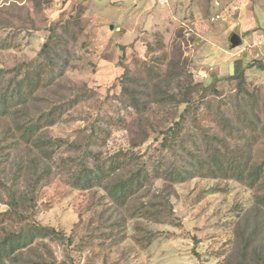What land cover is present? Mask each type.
Masks as SVG:
<instances>
[{
  "label": "rangeland",
  "instance_id": "1",
  "mask_svg": "<svg viewBox=\"0 0 264 264\" xmlns=\"http://www.w3.org/2000/svg\"><path fill=\"white\" fill-rule=\"evenodd\" d=\"M233 33L243 40L236 48ZM30 61L51 66L19 116L0 117V212L16 208L28 216L24 232L59 236L42 231L11 264H227L233 254L254 264L253 245L241 250L243 233L264 221V0H0V93ZM186 107L180 156L162 146V131ZM53 108L59 118L29 145L10 143L16 122ZM198 125L234 134L222 157L248 151L260 182L207 172L154 179L124 205L111 191L133 165L102 186L69 184L63 163L91 149L107 157L141 144L144 166L211 161ZM252 128L257 139H243ZM261 229L254 243L264 257Z\"/></svg>",
  "mask_w": 264,
  "mask_h": 264
},
{
  "label": "trees",
  "instance_id": "2",
  "mask_svg": "<svg viewBox=\"0 0 264 264\" xmlns=\"http://www.w3.org/2000/svg\"><path fill=\"white\" fill-rule=\"evenodd\" d=\"M48 44L44 45L47 48ZM51 66L48 61H40L35 63L30 61L23 65L22 68H17L16 72L6 83V88L0 93V117H15L17 118L18 112L27 107L29 102L35 98L39 90L46 85V72ZM236 77L240 82H244L245 73L241 65L237 64ZM1 76V75H0ZM212 86L210 87V89ZM208 87H205V90ZM187 104H190L187 102ZM188 107L183 110V113L178 119H174L172 123L162 131L161 144L165 149H171L174 154L182 156L180 148L184 149L182 131L185 126V112ZM62 113L60 108H53L48 113H43L32 119H24L16 122L14 127L7 130L8 136L11 138L10 143L14 146L29 145L31 141L38 135L41 128L53 124L56 118H59ZM196 119V118H195ZM234 128L235 125L229 126ZM198 131L201 133L203 139L208 140L212 144V152L215 154L213 160H207L204 157H195L192 164L187 165L185 160L183 162L173 165L163 164L155 166L150 164L144 166L142 164L143 153L140 149H136L141 144L133 145L131 147H123L112 155L103 157L98 155L92 149L88 156H83L80 161L72 157L67 159L63 166L69 176V184L80 188L89 189L93 186H102L106 184L110 178L120 173L122 170L129 166H134V171L130 177H127L118 182L112 189L111 194L119 205H124L132 196L142 191L147 184L154 179H162L168 185L177 182H182L187 178H192L198 174L205 172L213 177H227L243 180V182L250 186L257 185L262 177V167H251L249 161L248 151L242 153V156L236 152L232 157H222V148L227 145L228 137L233 138L234 134L220 135L219 132H211L205 129L204 125L197 126ZM250 135H243V139H257L255 129H251ZM230 134V136H228ZM94 139H100L95 137ZM249 142V141H248ZM92 161V165L89 162ZM25 198L28 195H24ZM264 208V195L258 198V202ZM260 210L264 209L259 205ZM6 224L20 225V231H14ZM28 224V216L21 213L16 208H10L6 211L0 212V264H11L18 255L22 254L23 248H28L34 241L37 234L42 231L48 235L59 236L58 232L51 227L33 226L27 232H24L23 226ZM264 227V221L255 224L253 230L249 233H243V239L246 242L245 249L247 251L253 245V254L256 259L254 264H264V257L259 254L261 244H255V236ZM230 257L227 264H249L248 254H244L241 258ZM248 262V263H247ZM28 264H42L38 261H32ZM50 264H56L50 262Z\"/></svg>",
  "mask_w": 264,
  "mask_h": 264
},
{
  "label": "water",
  "instance_id": "3",
  "mask_svg": "<svg viewBox=\"0 0 264 264\" xmlns=\"http://www.w3.org/2000/svg\"><path fill=\"white\" fill-rule=\"evenodd\" d=\"M111 28H113V26H111ZM230 42H231L232 47L236 48L242 45L243 40L237 33H233L230 38Z\"/></svg>",
  "mask_w": 264,
  "mask_h": 264
},
{
  "label": "built area",
  "instance_id": "4",
  "mask_svg": "<svg viewBox=\"0 0 264 264\" xmlns=\"http://www.w3.org/2000/svg\"><path fill=\"white\" fill-rule=\"evenodd\" d=\"M158 1H160V3H162V4H165V3L167 2V0H158ZM238 8H239L238 6H234V7H233V11H232V13L234 14L235 11H236ZM219 18H221V15H220V14H217V15H215V16L212 17V20H213V21H216V20H218Z\"/></svg>",
  "mask_w": 264,
  "mask_h": 264
}]
</instances>
